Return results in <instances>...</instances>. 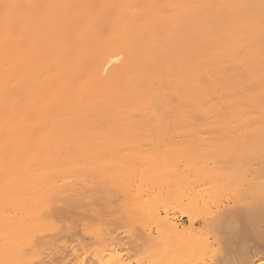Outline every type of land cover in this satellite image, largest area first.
I'll return each instance as SVG.
<instances>
[{"label": "bare ground", "instance_id": "6f19581e", "mask_svg": "<svg viewBox=\"0 0 264 264\" xmlns=\"http://www.w3.org/2000/svg\"><path fill=\"white\" fill-rule=\"evenodd\" d=\"M243 181L264 197V0H0V264H235L264 198L210 200Z\"/></svg>", "mask_w": 264, "mask_h": 264}, {"label": "rangeland", "instance_id": "374dc122", "mask_svg": "<svg viewBox=\"0 0 264 264\" xmlns=\"http://www.w3.org/2000/svg\"><path fill=\"white\" fill-rule=\"evenodd\" d=\"M242 138H244L245 140L247 139L248 141L254 139V137L250 136L249 134H246L244 137H240V136L235 137V139H238V140L239 139L242 140ZM246 148H247V150L249 152L256 151L257 145H256V143H252V144H249V146H246ZM249 156H250V154H249ZM251 162L253 163V165L256 164L254 162H257V159H256V157L254 155H252ZM252 175L254 177H256V175H254V173ZM252 175H250V176L248 175V179ZM240 180L242 181L241 177H240ZM240 180L238 179L237 181L239 182ZM245 181L242 182V183H244V186H243V184L240 185L241 182L240 183H235L229 189L223 190V191L219 192L218 194H216L215 196L211 197L212 200H210V201H211V205L213 206L212 209L214 208V210H216L217 207L223 208V207H228V206H232V205H235L236 207H244L245 206V207H248V208L257 207L260 204L261 199L263 200L264 197L262 195H260V197H259L258 190L255 187L250 188V186H248L249 184H247L248 181L247 182H245ZM107 184L108 183H106L104 181L103 182V188H107V186H108ZM235 186L239 187V189L242 188V191L237 189V187H235ZM245 188L247 190H245ZM236 190L237 191L239 190L240 192L239 191L237 192ZM234 194H235V196H234ZM102 207H103V215L104 216H103V218L100 221V225L103 226L104 228L107 227V226L108 227H110V226L114 227V229L116 230L117 233H119V235L123 239V241H126L127 240V236L129 235L130 229L132 227L131 226L132 222L130 221V219L128 217L124 216L118 222L112 223L110 221H113V220H109L110 212L107 211V208L105 207V205H103ZM171 211L174 214V216L177 218V221L182 223L183 227H187L189 225L188 217L186 216V214L183 215L184 213H182V211H180L178 209H173ZM194 212H195L194 216L197 219V223H196L195 226L197 228H200L202 226L203 219L208 217L209 215L206 214L207 212H205V211H204V213H202V211H197V212L194 211ZM60 220H61V218L58 219L57 222L62 223ZM254 222L241 221L240 226H242L243 228H249V227L254 225ZM136 225H138V223ZM82 226H84V225L80 222L78 224L79 229L82 228ZM87 226H88L89 230H93V228L95 226V223L93 221H90V222L87 223ZM43 227L45 228V225ZM81 231H82V229H80V234L82 233ZM86 239L89 240V238H86ZM240 239L241 238L230 240V241H232L231 244L229 243L230 241H228L226 239L225 243H223V245H221L222 246V250H224V252L228 253V255L231 256V259L235 260V264H243V260L244 259H248L250 261H253L254 264H260L261 261H264V248L262 249V251H256L254 243L250 247L249 244H244V243H251L249 240L242 242ZM143 246H145V245H143ZM140 247H142V246H139V248ZM231 247H233V250L231 249ZM139 248L136 249L135 256L138 258V260H139V258H141L140 259V261H141V260H143V254H144L143 252L144 251H142ZM143 249H144V247H143ZM213 254H214V251L213 252H209V250L208 251L207 250H199L197 252V254L194 255L195 257L192 256V258H190L186 264H197V262H196L197 260H200L202 258H209ZM81 257L82 256H80L79 258H81ZM237 260H239V261L236 262ZM245 264H248V263H245Z\"/></svg>", "mask_w": 264, "mask_h": 264}]
</instances>
